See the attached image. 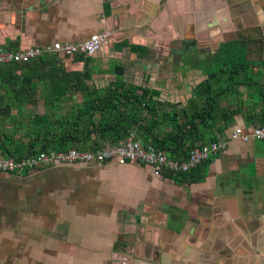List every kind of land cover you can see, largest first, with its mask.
I'll list each match as a JSON object with an SVG mask.
<instances>
[{
  "label": "crops",
  "instance_id": "crops-1",
  "mask_svg": "<svg viewBox=\"0 0 264 264\" xmlns=\"http://www.w3.org/2000/svg\"><path fill=\"white\" fill-rule=\"evenodd\" d=\"M236 30L223 0H0V49L108 33L109 42L92 55L99 68L123 66L137 80L149 75L147 84L179 107H186L206 75L200 65H187L184 42L218 41ZM250 49L251 44L245 59L252 80L239 86L240 97H221L222 108L238 112L220 139L235 127L248 132L264 125V46L258 53ZM59 62L67 71L84 65L72 57ZM162 71L164 77L156 79ZM101 75L86 84L104 86L109 80ZM46 82L37 83L35 102L22 96L17 108L1 80L0 105L14 106L10 116L0 115V142L5 133L14 134L5 121L33 117L37 104L48 107L41 98ZM81 101L80 93L67 96L50 106V114H65ZM58 106L71 107L55 112ZM20 134L15 138L26 146ZM236 233L246 241L247 234L258 239L264 233V140H229L187 178L155 176L149 166L132 162L0 172V264H234L219 249L231 247Z\"/></svg>",
  "mask_w": 264,
  "mask_h": 264
},
{
  "label": "trees",
  "instance_id": "trees-1",
  "mask_svg": "<svg viewBox=\"0 0 264 264\" xmlns=\"http://www.w3.org/2000/svg\"><path fill=\"white\" fill-rule=\"evenodd\" d=\"M61 58L64 57L51 52L28 62L0 65V83L1 80L8 83L5 93L14 94L17 108L23 104L22 96L28 97V103L35 102L37 83L45 81L41 94L45 106L54 107L63 98L77 93L82 97L81 103H75L65 114L34 113L33 117L12 119L14 134L5 133L0 142L5 158L40 151H65L70 147L97 149L106 142L115 144L134 133L145 145L161 149L170 157L184 159L192 147L220 140L226 122L238 112L222 108L221 97L231 92L240 97L239 86L252 80L248 68L251 62L245 59L243 48L236 43L226 44L210 62L200 63L205 78L193 88L186 107H179V103L165 100L160 88L147 84L149 75L137 80L126 76L123 66L115 65L112 80L102 87L89 86L86 80H94L100 72L95 58L75 54L72 58L81 60L83 68L69 71L59 62ZM13 104L0 105V115L10 116ZM168 126L170 129L165 130ZM21 131L28 139L26 146L15 138ZM197 169L175 175L187 178ZM198 174L197 178H201Z\"/></svg>",
  "mask_w": 264,
  "mask_h": 264
},
{
  "label": "built area",
  "instance_id": "built-area-1",
  "mask_svg": "<svg viewBox=\"0 0 264 264\" xmlns=\"http://www.w3.org/2000/svg\"><path fill=\"white\" fill-rule=\"evenodd\" d=\"M108 42V33H95L81 42L54 41L45 47L29 46L15 51L0 49V65L10 62H28L51 52L58 53L63 57H72L78 53L92 56ZM253 139L264 140V125L254 126L248 132L241 127H235L227 139L223 138L192 147L186 158L179 159L168 156L165 151L152 145H145L141 138L130 133L115 144L106 142L97 149L80 150L70 147L65 151H40L37 154L22 157L0 158V172H30L76 163L99 165L111 162L118 164L132 162L149 166L151 173L155 176L175 175L188 172L201 166L209 159L212 160L221 150L226 148L229 140L248 142Z\"/></svg>",
  "mask_w": 264,
  "mask_h": 264
},
{
  "label": "flooded vegetation",
  "instance_id": "flooded-vegetation-1",
  "mask_svg": "<svg viewBox=\"0 0 264 264\" xmlns=\"http://www.w3.org/2000/svg\"><path fill=\"white\" fill-rule=\"evenodd\" d=\"M223 1L228 4L230 16L237 30L234 32V34L224 36L223 39L221 38L218 39V41H211L209 43L204 44H197L196 42L186 40L184 42V45L187 48L186 51L188 52L187 60L190 59L189 56L194 55L195 57H198L200 55L214 57L224 45H230L235 43L243 48L244 57H246V36L248 35V32L245 29H248V23L253 21L254 17L256 16V14H258V12L255 8L250 9L249 7H246V3H244L243 0ZM250 44L252 46V49L250 50L254 53H258L259 43L251 42ZM247 236H249V241L241 239V235L239 233H236L234 235L232 246L227 249H219V251L225 253L226 256L231 257L234 264H250L258 260H260L262 264H264V233H261L260 238L258 239H255V233H252L250 235L247 234ZM189 264L193 263L191 262Z\"/></svg>",
  "mask_w": 264,
  "mask_h": 264
},
{
  "label": "rangeland",
  "instance_id": "rangeland-1",
  "mask_svg": "<svg viewBox=\"0 0 264 264\" xmlns=\"http://www.w3.org/2000/svg\"><path fill=\"white\" fill-rule=\"evenodd\" d=\"M190 57V59L188 60V61H192V60H194V61H192L190 64H187V65H190V66H198V65H200V63H208V62H210V60H211V56H203V55H200V56H196L195 57V55L194 56H189ZM99 65V64H98ZM199 69H202L201 67H198ZM97 74V73H96ZM102 74V75H101ZM156 74V79H162L164 76V74H166L165 73V71H162V72H156L155 73ZM185 74V73H184ZM187 74H190V72H188ZM182 75V74H179V77H181V78H187V80H191L193 77H191V78H189L188 79V77L190 76V75ZM98 75H101V78L104 80V82H107L108 80H110V79H113V77H114V75H113V73H112V71H110V69H109V67H108V65L106 66V67H103L102 69H100V72H98ZM126 76H130V74L129 73H127V75ZM163 76V77H162ZM178 76V75H177ZM196 79V78H195ZM193 80V79H192ZM88 81V80H87ZM31 106H33V105H31ZM70 107L71 106H69V107H67V108H65V107H62V106H58V107H55V112H56V108L59 110V111H68L69 109H70ZM32 110H34L36 113H39V112H43V111H45L46 110V112L47 113H51L50 112V106H48V107H44L42 104H37L36 106H35V109H33L32 108ZM63 114V113H62ZM4 125V124H3ZM4 126H8V127H11V128H13L14 129V127H15V125H14V123L11 121V120H8V121H5V125ZM0 127H1V125H0ZM23 129H24V126L22 127V131H23ZM22 131L20 132L21 134H22ZM24 131H25V129H24ZM17 134H19V133H17ZM20 134V135H21ZM18 136V135H17ZM24 138V137H23ZM26 138V137H25Z\"/></svg>",
  "mask_w": 264,
  "mask_h": 264
},
{
  "label": "water",
  "instance_id": "water-1",
  "mask_svg": "<svg viewBox=\"0 0 264 264\" xmlns=\"http://www.w3.org/2000/svg\"><path fill=\"white\" fill-rule=\"evenodd\" d=\"M246 7H249L250 9L255 7L257 10L258 14L254 17L253 21L248 23L249 25V31L250 34L248 38H246V50L245 52L247 53L249 50L250 43H259L260 46H264V0H243ZM263 9V10H262ZM262 10V11H261ZM259 20H261V23H259ZM148 23L146 24H141L140 30H146L148 28ZM133 27V26H131ZM109 36V35H108Z\"/></svg>",
  "mask_w": 264,
  "mask_h": 264
}]
</instances>
